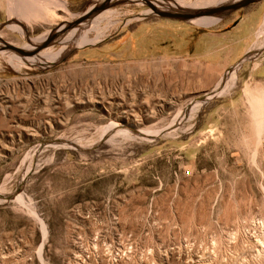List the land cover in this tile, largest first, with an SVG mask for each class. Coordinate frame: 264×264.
Instances as JSON below:
<instances>
[{
  "label": "rangeland",
  "instance_id": "1",
  "mask_svg": "<svg viewBox=\"0 0 264 264\" xmlns=\"http://www.w3.org/2000/svg\"><path fill=\"white\" fill-rule=\"evenodd\" d=\"M48 3L56 15L61 4ZM254 8L256 42L264 0L205 24L139 0L59 35L50 55L0 48V264H264V118L251 105L264 92V45L213 83L163 82L188 60L185 32L222 30ZM30 9L17 13L25 20L0 11L3 40L35 47L68 17L46 10L44 23ZM151 62L160 69L138 67ZM235 68V85L214 93Z\"/></svg>",
  "mask_w": 264,
  "mask_h": 264
},
{
  "label": "crops",
  "instance_id": "2",
  "mask_svg": "<svg viewBox=\"0 0 264 264\" xmlns=\"http://www.w3.org/2000/svg\"><path fill=\"white\" fill-rule=\"evenodd\" d=\"M9 1V15H8V2L7 0H0V11L7 13L10 18H17L22 20L17 13L21 10H27L30 12V8L39 14V21H46L44 23H50L49 20L52 17H44L42 14H47L46 10L54 11L49 8L50 4L48 0H34L31 4V0H8ZM61 6L56 7L55 13L57 16L59 13L68 17L64 18L62 22L72 21L81 16L84 12L89 10L94 3H100L103 0H87V8L80 14H74L73 10H76L78 2L81 0H57ZM117 2L120 0H112ZM38 2V3H37ZM37 3V4H36ZM59 4V5H60ZM5 5V8H4ZM57 5V6H59ZM62 5L64 7H62ZM124 4H118L120 6ZM52 10V11H51ZM259 9H250L244 15L237 17L230 25L219 31H201L189 29L185 32L183 37V48L188 49L187 58L181 62L173 61L172 68L168 66L164 73L163 81L170 88L171 92H174L175 78H186L193 82H202L205 85L207 83H213L223 72L235 61L243 57L249 50V47L253 44L256 38L257 28L263 21V16H260ZM0 12V13H1ZM30 14H34L30 12ZM66 14V15H65ZM70 14V15H68ZM51 15V14H50ZM29 16V15H28ZM25 20V19H23ZM48 21V22H47ZM180 44V43H179ZM153 47L150 46L151 52ZM147 51V48L145 49ZM144 51V49H143ZM169 65V64H168ZM139 68H151L160 69L158 62H151L149 64L142 63ZM170 67V68H169ZM264 67V60L257 66L256 70L259 72ZM163 68V66H162ZM172 69V70H171ZM159 71H155L152 75L158 76ZM258 77L264 78V75ZM158 85V83H156ZM153 88V87H152ZM192 90V89H189ZM158 91V89H157ZM163 94V93H162ZM158 94L156 96H150L151 102L157 101ZM148 101V99H145Z\"/></svg>",
  "mask_w": 264,
  "mask_h": 264
},
{
  "label": "water",
  "instance_id": "3",
  "mask_svg": "<svg viewBox=\"0 0 264 264\" xmlns=\"http://www.w3.org/2000/svg\"><path fill=\"white\" fill-rule=\"evenodd\" d=\"M127 1H139V0H120L117 2H113L112 0H103L100 3H94L93 6L84 12L81 16L78 18H75L72 21H67L65 23L60 24L56 29H52L49 31L48 35L39 43L37 44L32 50H26L23 47L16 46L8 41H5L0 36V41L2 42V45L0 44V48H10L21 55L24 56H30L33 54L38 53L40 50L44 49L45 47L49 46L54 40L57 39V37L61 34H67L69 31L74 29L75 27H78L82 21L88 20L90 17H95L97 14L101 13L102 11L116 6L118 4H126ZM146 2V4L152 9L154 14H157L162 17H168L172 19H179L183 21H191L197 17L200 16H209V15H226L231 13L232 11H235L239 8L246 7L250 4L259 2L260 0H238L235 2H231L228 4H221L217 6H208L204 8H197V9H183V8H167V9H160L158 8L156 1L157 0H143ZM3 26L0 24V27ZM246 58L244 56L237 64H241L242 61Z\"/></svg>",
  "mask_w": 264,
  "mask_h": 264
},
{
  "label": "bare ground",
  "instance_id": "4",
  "mask_svg": "<svg viewBox=\"0 0 264 264\" xmlns=\"http://www.w3.org/2000/svg\"><path fill=\"white\" fill-rule=\"evenodd\" d=\"M224 0H215V3H221V2H223ZM235 1H238V0H233L232 2H235ZM178 3H180V2H178ZM182 3V2H181ZM156 4H157V6H158V8H163V6H161L160 4H159V2H157L156 1ZM220 5V4H219ZM181 5H176V7H173V8H178V7H180ZM217 6V5H216ZM169 8H171V7H169ZM199 8H204V7H199ZM191 9H197V8H191ZM203 17H205V18H203ZM53 18H55V15L53 16ZM94 18V17H93ZM197 19V23H202V24H205V23H208L207 21H208V19L206 18V16H200V17H197V18H195V19H193V21L194 20H196ZM73 30V29H72ZM71 30V31H72ZM68 32L67 34H65V35H63L62 37H61V41L66 37V36H71L72 35V33L73 32ZM257 35H258V40L256 41V42H254L253 43V49H255V48H259L260 46H263L264 45V23L261 25V27L259 28V30H258V32H257ZM45 36V35H44ZM47 36V35H46ZM45 36V37H46ZM40 38V37H39ZM38 38V39H39ZM43 37H41L40 38V40L42 39ZM37 39V40H38ZM39 42V41H38ZM27 45H29V44H27ZM27 45H25L23 48H27L26 50H32L33 49V47H30V46H32V45H30V46H27ZM45 49V48H44ZM43 49V50H44ZM41 51L40 52V54H42L43 55V57H44V55H50L51 54V49L49 48L48 50H46L45 49V51ZM59 52H56L54 55H57ZM40 54H38V55H40ZM239 66V65H238ZM235 82H236V68L235 69H233V70H231V71H229V73H228V77H227V79H226V81H224V83H223V85L222 86H220L219 87V84H217V86L214 88V93L215 92H226V91H228L230 88H232L234 85H235ZM249 90H250V88L248 87V92H249ZM213 94V93H212ZM256 94V93H255ZM211 95V94H210ZM213 95H215V94H213ZM251 105H252V108L254 109V115L258 118L257 119V121L258 122H260V119H262L263 120V118H264V92L262 91V92H260V93H258V94H256L255 96H254V98H253V100L251 101ZM199 108V105H195V106H193V108H192V114H195L196 113V111H197V109ZM190 111V112H191ZM191 115V114H190ZM260 118V119H259ZM256 122V121H255ZM105 131H103V129L101 130V135H105V133H104ZM17 200L19 201V202H21V203H23L24 201H23V197H22V195H18L17 196Z\"/></svg>",
  "mask_w": 264,
  "mask_h": 264
}]
</instances>
